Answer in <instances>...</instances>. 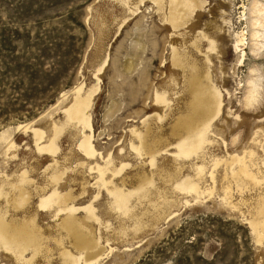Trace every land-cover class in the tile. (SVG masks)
Masks as SVG:
<instances>
[{
  "label": "rangeland",
  "instance_id": "1",
  "mask_svg": "<svg viewBox=\"0 0 264 264\" xmlns=\"http://www.w3.org/2000/svg\"><path fill=\"white\" fill-rule=\"evenodd\" d=\"M201 3L195 0L192 12L185 7L184 23L173 27L170 0H163L162 10L153 0H0V216L12 226L35 221L39 248L27 250L25 261L34 256L31 264H66L64 251L76 257L85 252L63 230L72 215L87 217L105 251L90 264H264V239L258 241L252 225L262 221L264 207V25L261 36H253L254 5L262 18L264 0ZM173 50L209 68L221 95L206 143L180 158L172 128L185 115L188 97ZM255 79L261 89L251 106L245 100ZM80 86L83 92L99 88L89 111L94 154L79 148L82 131L71 124L55 153L43 150ZM155 94L167 96L168 105L156 102ZM137 132L146 135L139 154L132 148ZM159 140L168 146L151 150ZM242 157L260 182L244 178L240 190L230 170ZM99 167L107 168L109 189L150 195L130 197V211L122 214L99 184ZM21 176L25 187L17 184ZM182 180L195 183L199 193L180 190ZM12 187L28 193L17 209L7 205L8 197L19 198ZM53 191L70 195L68 207L75 210L56 214L40 207ZM156 211L164 215L156 218ZM0 264L24 263L0 249Z\"/></svg>",
  "mask_w": 264,
  "mask_h": 264
},
{
  "label": "bare ground",
  "instance_id": "2",
  "mask_svg": "<svg viewBox=\"0 0 264 264\" xmlns=\"http://www.w3.org/2000/svg\"><path fill=\"white\" fill-rule=\"evenodd\" d=\"M153 1L156 5H158L159 10L163 9V0H153ZM194 2L195 0H190L189 3H186V0H184V4H182L184 9L180 11L178 10L179 0H170L171 6H170L169 21L171 22V25H173V27H179L181 26V24L184 23V18L187 14V10L185 9V7H188L189 10L192 12L195 8ZM196 2H198L199 5L202 4L201 0H196ZM253 15H254L253 25L255 27L253 36L255 38H259L261 36L260 26L264 25V17L261 18L262 13L258 8V3H255L254 5ZM241 35L242 37H240L239 43H244V36H245L244 32H242ZM210 46H211L210 50L215 49V47H213L214 46L213 43H211ZM173 51H174L173 52L174 65L180 67L184 71L185 93L186 96L188 97V102L186 103L185 106L186 108L184 111L185 115L179 117L172 128V132L174 135H176L178 140V144L176 146L177 147L176 152L178 154L177 157L180 158L181 156H191L192 154L197 153L199 150L202 149V147L206 143L208 139L207 138L208 129L211 127L212 121L221 112V95L211 79L210 73L208 71L209 70L208 67H207L208 69H206L205 67L199 68L196 62L187 61L186 55L182 54L183 52L180 53L177 52V50L176 51L173 50ZM99 70L102 71V67ZM98 80L99 79H97V81ZM98 89L99 88L97 87H93L87 92H83L82 86L74 89L73 100L71 105L67 109L63 110V113L65 114L64 121L60 124H54L52 129L53 130L52 138L49 141L48 145L42 148L43 150H46L51 153H55V151H57L55 143L59 135L63 132V130L68 124L69 125L71 124L74 126L79 125L81 128L83 136L79 148L87 155L94 154V149L90 141L91 133L93 129L90 121L89 111L91 110L92 99ZM260 89L261 87H260L259 79L250 81V88L248 90V94H246L247 96L245 103L251 106L255 104L258 101ZM155 95H156L155 96L156 102L163 103L166 106L168 105V100L166 98L167 96L158 95V94ZM87 131L90 133L89 135L85 133ZM35 136L38 138V140L42 139V134L38 131L35 132ZM135 137L139 140L138 145L137 146L131 145V146L133 150H135L139 154L142 152L143 147L146 146V140H145L146 135L137 132ZM164 146H168V143L164 144V142L159 140L155 144V146H152L151 150L156 151ZM251 157H253V155ZM249 161L250 160H247L246 162L243 157L232 160L233 167L231 168L230 172L235 175L234 179H236L237 189L243 190L245 188V184H247L245 179H251L256 182L264 181V177H262L261 180L258 181L256 177L250 174V169L252 167V164L250 163L251 161L250 162ZM218 164L220 163H217V165ZM202 168L203 166L202 167L200 166L196 169L198 175L203 172ZM96 170H98L97 172L100 178L99 184L107 190L108 194L112 198L113 209L120 211L124 215H127L128 212L130 211L127 210L128 206H126L129 203L130 197L135 195L138 196L137 198L144 199L150 195V193L144 190H138V191L134 190L131 192L129 191L125 192L124 190L115 186L109 189L108 183L104 180V173H106L107 168L106 171L105 169H100V167L96 168ZM56 172L51 174L52 180L56 178L59 179L58 176L59 174L57 175ZM211 175L213 176L214 174ZM144 177L145 176H143L141 179H143ZM17 184L21 185L22 187H25L27 186L26 185L27 181L23 176H21ZM52 184L54 183L52 182ZM15 187H12L11 192L12 193L19 192V198L16 199L13 196H11L12 198L8 197L7 201L9 202H7L8 203L7 205L12 204L17 209L18 206H23L25 204L26 200L24 199V196H28V193L22 187L18 189H15ZM177 187L180 190L185 191L187 193L192 191L199 193L198 186L189 180L180 181L177 184ZM229 189L225 192L226 199L227 196L230 194ZM0 195L2 196L3 192L0 191ZM70 199L71 196L68 194L59 195L57 194V192L53 191V193H51L49 197L45 199H41L40 207L55 208L56 214L61 211H67L71 213L75 209L72 206L68 207V201ZM159 199L162 198L160 197ZM163 199H162L164 201L163 204L166 205L170 204L169 200H167L165 197H163ZM157 206L159 208V205ZM7 210L8 209H6V211ZM86 212H88L87 215L89 219L93 220L96 218L91 207L88 208ZM162 215L164 214L157 212L156 218H161ZM261 215L263 217L262 221H260L259 223H252L256 238L258 239L259 242L263 241L264 239V207L261 210ZM86 220L85 219L77 220L72 215L67 216L66 219L64 220L63 230L65 231L66 236L75 245V247L85 251L83 253H79V256L77 257L72 255L68 251H64L62 253V257L66 264H80V262H84L85 264L96 263L98 259H100L104 255L105 251L99 247L96 241L95 233L93 230L94 227H92L91 223H87ZM12 224L8 223L7 221H5V219L2 216H0V249H4L12 252L15 255L17 261L21 263L31 264L34 256H32L29 259V261H25L24 253L27 250H32V252L35 254L37 252V249L39 248L38 245L40 241V233L39 230L36 229L35 227V221L23 220L22 222L18 223L15 226H12Z\"/></svg>",
  "mask_w": 264,
  "mask_h": 264
}]
</instances>
